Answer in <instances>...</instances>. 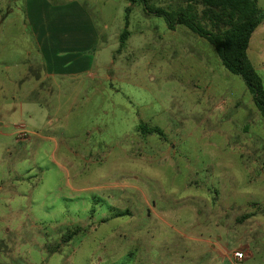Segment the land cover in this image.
I'll use <instances>...</instances> for the list:
<instances>
[{"label":"rangeland","instance_id":"1","mask_svg":"<svg viewBox=\"0 0 264 264\" xmlns=\"http://www.w3.org/2000/svg\"><path fill=\"white\" fill-rule=\"evenodd\" d=\"M47 1L76 3L89 18L99 41L83 53L94 79L84 73L38 95L31 81L0 82V102L26 95L44 111L21 140L0 137V264H264V119L242 79L140 0ZM256 5L264 11V0ZM23 6L0 0L1 42L15 66L32 51ZM69 20V33L89 37ZM246 56L264 87V22Z\"/></svg>","mask_w":264,"mask_h":264},{"label":"crops","instance_id":"2","mask_svg":"<svg viewBox=\"0 0 264 264\" xmlns=\"http://www.w3.org/2000/svg\"><path fill=\"white\" fill-rule=\"evenodd\" d=\"M69 13L73 15V19L80 22L79 29L87 33L88 38L84 35L80 38L73 32L69 33L66 27L70 21ZM23 14V22L28 30L27 38L32 42V51L26 49L22 54L24 60L15 66V63L6 59V56H13L14 52L5 51L1 42L3 36H0V72L5 73V77L0 76V82L7 81L12 87L19 88L22 82L31 81L29 87L33 90L31 93L38 95L40 90L52 94L53 86H56L58 81L78 82L84 73L88 74L85 77L94 79L93 72H90L93 69L91 68L93 58L83 51L96 45L99 37L90 26L92 24L80 5L71 3L59 7L47 0H24ZM12 20L14 19L8 17L5 22L10 25ZM19 68L24 70L26 74L24 77L8 76L9 73H14L11 70ZM41 111L44 112L38 100L36 98L29 100L26 95L25 98L13 96L9 102H0V137L7 138L8 142H11L12 138L21 140L18 137L19 133L25 132L27 135L28 127L29 129L38 127L34 120ZM23 114L27 115L26 121L29 125L22 122ZM13 118L15 120H12Z\"/></svg>","mask_w":264,"mask_h":264},{"label":"trees","instance_id":"3","mask_svg":"<svg viewBox=\"0 0 264 264\" xmlns=\"http://www.w3.org/2000/svg\"><path fill=\"white\" fill-rule=\"evenodd\" d=\"M126 1L133 4L136 0ZM141 1L144 11L163 19L168 30L173 31L181 25L206 41L214 49L221 66L228 73L242 79L257 111L264 119V87L246 56L253 32L264 22V11L258 9L256 0H186V9L176 12L151 7L144 0ZM191 9L200 10L199 14L210 24V30L197 20ZM125 12H128V8ZM128 24L125 13L124 29L119 35L121 45L129 36ZM140 130L143 134L161 135L157 128L147 129L141 125Z\"/></svg>","mask_w":264,"mask_h":264},{"label":"built area","instance_id":"4","mask_svg":"<svg viewBox=\"0 0 264 264\" xmlns=\"http://www.w3.org/2000/svg\"><path fill=\"white\" fill-rule=\"evenodd\" d=\"M233 256H234L235 260H237V261H241L242 258H243V253H242V252H235V253L233 254Z\"/></svg>","mask_w":264,"mask_h":264}]
</instances>
